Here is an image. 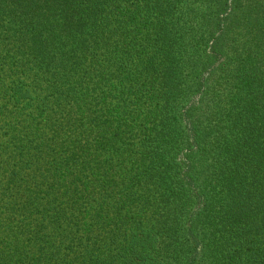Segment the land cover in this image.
<instances>
[{
  "label": "trees",
  "instance_id": "1",
  "mask_svg": "<svg viewBox=\"0 0 264 264\" xmlns=\"http://www.w3.org/2000/svg\"><path fill=\"white\" fill-rule=\"evenodd\" d=\"M0 264H264V0H0Z\"/></svg>",
  "mask_w": 264,
  "mask_h": 264
}]
</instances>
